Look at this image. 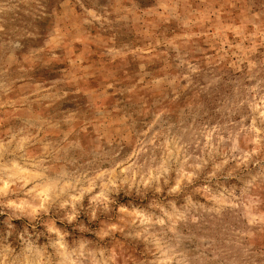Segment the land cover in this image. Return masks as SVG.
<instances>
[{
	"label": "rangeland",
	"instance_id": "1",
	"mask_svg": "<svg viewBox=\"0 0 264 264\" xmlns=\"http://www.w3.org/2000/svg\"><path fill=\"white\" fill-rule=\"evenodd\" d=\"M0 264H264V0H0Z\"/></svg>",
	"mask_w": 264,
	"mask_h": 264
}]
</instances>
